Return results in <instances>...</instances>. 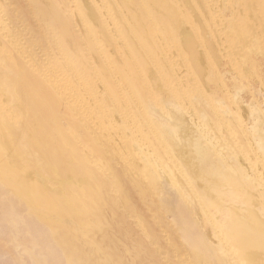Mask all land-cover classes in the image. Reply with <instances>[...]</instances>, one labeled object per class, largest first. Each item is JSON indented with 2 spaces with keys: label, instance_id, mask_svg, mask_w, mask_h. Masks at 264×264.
Returning <instances> with one entry per match:
<instances>
[{
  "label": "bare ground",
  "instance_id": "6f19581e",
  "mask_svg": "<svg viewBox=\"0 0 264 264\" xmlns=\"http://www.w3.org/2000/svg\"><path fill=\"white\" fill-rule=\"evenodd\" d=\"M72 1L25 0L43 66L0 53V264H264V114L220 72L264 95V0Z\"/></svg>",
  "mask_w": 264,
  "mask_h": 264
},
{
  "label": "rangeland",
  "instance_id": "374dc122",
  "mask_svg": "<svg viewBox=\"0 0 264 264\" xmlns=\"http://www.w3.org/2000/svg\"><path fill=\"white\" fill-rule=\"evenodd\" d=\"M224 3L226 6L228 4V0H225ZM20 4L22 6L21 10L18 14H16V12H14L10 8H8L5 0H0V27H3L0 30V53L3 52L4 54H7L9 56V58L21 59V57L23 55H20L18 53V51L14 48L15 47L14 44H17V45L23 44L24 47L28 48L27 51H28L29 56L36 63L40 62L41 66H43L45 56L42 58L41 55H39V53L37 52L38 47H36V45L40 44V46H45L46 41L43 38H41L38 42H35L32 40L26 41L29 38L30 33L34 34V35L35 34L40 35V34H39V30L36 29V26H35V16L28 12L27 4H26L25 0H22L20 2ZM63 4L66 8L67 7L72 8L74 5V2L72 0H63ZM66 16L68 17V19L70 20V23H71V18L69 17V15L66 14ZM229 16H230V18H229ZM223 18L228 23L231 19V10L226 9L223 12ZM27 25H28V28H26ZM17 36H20L18 41H16ZM28 44H29V46H28ZM251 54H252L251 61L257 66L256 70H259L260 75H261L262 79L264 80V56H263V53L261 54L259 52H252ZM0 67H1L0 69H5V67H3L1 64H0ZM220 72L222 74L223 83L228 88H230V89L238 88L239 89L238 98H239L240 102L243 103V105H248V103H250V102L252 103V99L255 98V100L259 103L260 107L262 108L261 113L264 114V108H263L264 95L262 94L261 89L258 86V83L256 81L250 82V85L243 86L241 84V81L239 79L237 72L235 71V69H233L231 62L228 59L225 61H222L221 66H220ZM211 78L213 79V77H211ZM45 86L46 87L48 86V88H50V87L52 88L51 83H49V82H47L45 84ZM56 97H57V100L62 104H64V102L69 101L66 96L62 95V93L57 94ZM68 109L71 110L70 106L68 107ZM68 113L72 117L71 111L70 112L68 111ZM19 123H20V121L18 119L15 120L16 125H18ZM250 123L252 124V119L249 120V123H248L249 127L251 125ZM96 128H97V126H96ZM256 131H260L258 133L264 134V123H262L260 128H258V130H256ZM116 136H117L116 134H113L110 132L108 133V131H105V132H103V134H101V141L109 150V152L111 154L112 161L115 163V167L117 169H120V167H122V168H124L125 171L132 174L135 172V169L133 167H131V161H130L131 159L129 157L130 155L128 153V149L124 146L123 141L121 139H119V137H116ZM262 159H264V153H262ZM250 171H251V166H248L247 175L249 176V178L252 177V172H250ZM248 176H246L247 179H248ZM102 177L103 176L101 175V178ZM83 186H85V184ZM71 188L72 189L78 188L77 187V181H75V184H74V182L72 183ZM20 215L23 216L22 213L19 214V216ZM127 221L128 220L125 219V222H127ZM170 221H171V218L167 217L166 219H161L160 223H161V226L163 227L162 229L167 231L170 234V237L172 238V240L175 242L176 241V238L174 236L175 231L172 227H170V226H172ZM209 226L212 228L211 230L214 229L213 228L214 224L209 225ZM24 239H26V236H24ZM166 248H167V250L169 249L168 246H166ZM147 250H155L154 245H149L147 247ZM154 252L156 253V250ZM17 259L18 260H17L16 264H19L20 258L17 257ZM167 260L171 263L175 260V258L171 257V255H169L167 257ZM169 262H168V264H169ZM150 264H154V263H150Z\"/></svg>",
  "mask_w": 264,
  "mask_h": 264
}]
</instances>
